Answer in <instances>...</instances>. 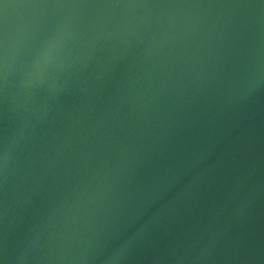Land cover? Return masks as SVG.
Returning <instances> with one entry per match:
<instances>
[{
	"label": "water",
	"instance_id": "obj_1",
	"mask_svg": "<svg viewBox=\"0 0 264 264\" xmlns=\"http://www.w3.org/2000/svg\"><path fill=\"white\" fill-rule=\"evenodd\" d=\"M0 264H264V0H0Z\"/></svg>",
	"mask_w": 264,
	"mask_h": 264
}]
</instances>
